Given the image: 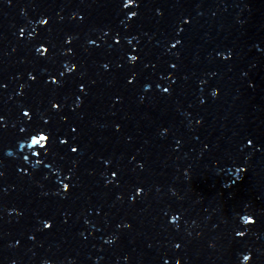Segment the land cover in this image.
<instances>
[{
	"label": "water",
	"instance_id": "95a60500",
	"mask_svg": "<svg viewBox=\"0 0 264 264\" xmlns=\"http://www.w3.org/2000/svg\"><path fill=\"white\" fill-rule=\"evenodd\" d=\"M0 116V264H264V0H0Z\"/></svg>",
	"mask_w": 264,
	"mask_h": 264
},
{
	"label": "snow or ice",
	"instance_id": "6c2138e0",
	"mask_svg": "<svg viewBox=\"0 0 264 264\" xmlns=\"http://www.w3.org/2000/svg\"><path fill=\"white\" fill-rule=\"evenodd\" d=\"M138 3V0H123V6L124 7H128L130 5H133V4H137ZM130 16H135L136 13H129ZM187 22V21H185ZM40 24H45V20L44 19H40L39 21ZM89 43H91V41H89ZM177 43H179V41H177ZM37 51H41V49H38ZM42 54V52H41ZM128 59L130 61H135L137 59V56L133 55V56H129ZM63 75V73L61 74ZM55 82V81H54ZM147 87V86H146ZM165 91H167V89H165ZM212 95L215 96L216 95V92L213 91L212 92ZM57 105L56 104H52V108H56ZM28 113L25 112L24 113V116L27 117ZM0 120H3V117L0 116ZM3 125L0 124V128H2ZM20 132L21 133H25V129L21 128L20 129ZM28 136L31 137V140H30V144L28 145L30 148L34 147V146H39V149L44 153V155H48L49 154V151H50V147H51V142L48 143V146L45 147V144H46V141H49V137L51 136V132H49L47 135L44 133L43 129L41 128H37V129H33L32 132L30 133H25V136H24V139H27ZM61 144L64 143L63 140L60 141ZM249 143H251V141H249ZM24 147V144L21 143L20 144V148H23ZM73 152L76 151L75 148L72 149ZM41 153L40 152H33L32 155L33 156H38L40 155ZM7 155H11V153H7ZM24 161H28V156L25 155L23 157ZM36 164H40L41 163V160H36L35 162ZM45 167H47V165H45ZM113 175H115V173H113ZM68 188V185L67 184H63V189H66ZM137 192H140L141 190L139 188L136 189ZM246 224H251L253 221H252V217L251 216H244V217H241ZM172 221H176L177 220V216H173L171 218ZM43 223V227L44 228H48L49 227V224L46 223V222H42ZM236 236H239V237H242L245 235L244 231H236L235 233ZM243 259L245 261H248L249 260V256L248 255H245L243 256Z\"/></svg>",
	"mask_w": 264,
	"mask_h": 264
}]
</instances>
